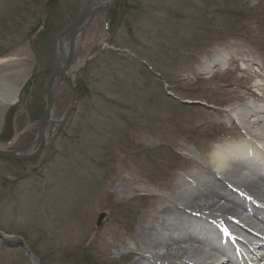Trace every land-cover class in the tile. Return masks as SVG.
Listing matches in <instances>:
<instances>
[{"label": "rangeland", "instance_id": "rangeland-1", "mask_svg": "<svg viewBox=\"0 0 264 264\" xmlns=\"http://www.w3.org/2000/svg\"><path fill=\"white\" fill-rule=\"evenodd\" d=\"M221 1L119 0L92 19L68 71L73 111L34 159H0V264H132L139 231L185 193L177 183L243 137L224 112L263 105L247 90L264 82V28L236 30ZM84 4L0 0V150L35 149L30 107L43 109L56 38ZM53 94L58 122L71 95Z\"/></svg>", "mask_w": 264, "mask_h": 264}, {"label": "bare ground", "instance_id": "bare-ground-1", "mask_svg": "<svg viewBox=\"0 0 264 264\" xmlns=\"http://www.w3.org/2000/svg\"><path fill=\"white\" fill-rule=\"evenodd\" d=\"M109 2L89 0V8L98 9ZM67 40L66 35L56 38L54 69H61L66 63ZM217 63L219 61H212L205 69ZM58 84L59 80H55L53 89ZM254 87L258 93L249 89L248 97L263 105H243L239 110L224 112L230 121L237 122L243 137L237 143L225 141L223 146L213 150L209 168L203 171L204 177L191 174L177 183L176 187H182L185 193L171 196L167 200L169 205L157 213L152 225L139 231L134 247L137 253L130 255L134 258L132 264H264V211L259 207L264 206V176L260 170L264 159V153L260 152L264 151V82ZM30 111L34 114L35 106L30 107ZM53 124L52 118L47 120L45 133ZM253 163L260 168L255 169ZM186 217L192 218L185 221ZM198 218L204 220L203 224L193 222ZM215 225L216 232L211 230ZM199 235L205 239H199ZM243 237L249 240L243 241ZM206 238L218 246L207 244ZM234 241L248 251L246 261L243 258V262L239 258L234 261L226 256L224 247L233 246ZM256 250L262 253L255 255Z\"/></svg>", "mask_w": 264, "mask_h": 264}, {"label": "water", "instance_id": "water-1", "mask_svg": "<svg viewBox=\"0 0 264 264\" xmlns=\"http://www.w3.org/2000/svg\"><path fill=\"white\" fill-rule=\"evenodd\" d=\"M118 4V0H110V2L106 6H102L98 9H90L89 8V0L85 1V4L77 17L71 25L64 31L63 35L67 36V60L65 65L61 69H54L52 74L49 75L44 89H43V111L39 118V122L37 125V133L35 138L36 147L33 151L27 154H18L16 152H8V151H1L0 150V159H6L11 161H17V162H23V161H30L37 157L42 150L45 149L47 146L48 141L51 139V130L47 132V134L44 131V125L47 122L48 119L52 118V112H53V105H54V94H53V82L55 80H59V83H63L67 89L70 92L71 98L69 105L63 114L60 121L55 122V124L61 125L71 114L73 111L76 100H77V93L75 90V87L72 83V81L69 79L68 71L70 67L73 64V58H74V51H75V43L76 40L80 37L82 31L86 27V25L90 22V20L97 14H106V16L109 15L110 11L116 7ZM84 24L82 30L81 26ZM40 25V21H37V25L32 29V32H35ZM29 81L24 84L22 89L20 90V93L26 92L27 88L29 86ZM104 215H99L97 223L102 219Z\"/></svg>", "mask_w": 264, "mask_h": 264}, {"label": "trees", "instance_id": "trees-1", "mask_svg": "<svg viewBox=\"0 0 264 264\" xmlns=\"http://www.w3.org/2000/svg\"><path fill=\"white\" fill-rule=\"evenodd\" d=\"M237 0H222L221 4L225 5L228 8H234V10H230L228 8L223 9L225 12L224 14L228 15L227 19L229 22L234 23L233 25L236 27V30H239L237 26H240V31L245 29L246 27H244L246 22H250V21H254V26L255 24H258V26L260 28H264V3H260V5H258L259 7H257L256 9H249L247 7V5L242 4L239 5ZM231 2H236V3H231ZM231 3V4H230ZM56 6V3L53 2L52 3V7ZM54 9H48L49 12H54ZM40 13L36 12V15L34 17H36L37 15H39ZM223 14V13H221ZM219 14V15H221ZM57 16L55 17V19L58 17L59 18V14H56ZM43 16V15H42ZM54 20H52L53 22ZM246 30V29H245ZM246 33L248 34V30L246 31ZM249 36V35H248ZM33 106H35L36 111L34 112V114H32V118H39L41 115V111L38 110L39 107H36V105H38L37 103V99H33ZM40 111V112H39Z\"/></svg>", "mask_w": 264, "mask_h": 264}]
</instances>
